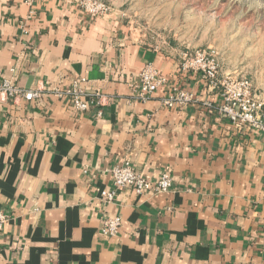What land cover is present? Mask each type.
Segmentation results:
<instances>
[{
	"label": "crops",
	"instance_id": "obj_1",
	"mask_svg": "<svg viewBox=\"0 0 264 264\" xmlns=\"http://www.w3.org/2000/svg\"><path fill=\"white\" fill-rule=\"evenodd\" d=\"M182 51L70 0H0V83L40 90L0 96V264H264V131L223 117L219 88L181 71ZM147 63L167 83L140 100ZM81 77L100 101L77 112L52 91ZM173 89L193 100L166 107ZM126 159L142 174L168 171L172 188L121 187L104 205L106 169ZM114 214L118 233L101 234Z\"/></svg>",
	"mask_w": 264,
	"mask_h": 264
},
{
	"label": "rangeland",
	"instance_id": "obj_2",
	"mask_svg": "<svg viewBox=\"0 0 264 264\" xmlns=\"http://www.w3.org/2000/svg\"><path fill=\"white\" fill-rule=\"evenodd\" d=\"M133 37L206 51L264 97V0H103ZM104 15V16H105Z\"/></svg>",
	"mask_w": 264,
	"mask_h": 264
},
{
	"label": "built area",
	"instance_id": "obj_3",
	"mask_svg": "<svg viewBox=\"0 0 264 264\" xmlns=\"http://www.w3.org/2000/svg\"><path fill=\"white\" fill-rule=\"evenodd\" d=\"M75 7L89 18L103 17L109 7L103 0H70ZM179 68L183 72H197L199 75L219 88L222 102L217 107L218 112L232 122L235 126H249L253 129L264 131V98L257 94L249 79L232 73L222 74L215 56L206 51L183 53L180 56ZM14 72L15 68H10ZM167 83V77L151 64H145L134 83L133 90L140 100H146L150 95L161 89ZM53 94L58 98L70 99L72 107L77 112L90 108L94 102H99L96 90L93 92L84 77L72 81L66 88L55 87ZM40 95V90L19 89L13 78L3 79L0 83V96L13 99L23 96L26 100ZM193 96L183 89H173L163 98V103L168 108L182 107L191 102ZM114 189L101 192L104 205L111 203L116 195V190L121 187H130L136 193H162L169 191L173 186V179L168 171H163L157 176L142 174L131 166L126 159L121 164H115L106 169ZM8 220V215L0 209V229ZM122 221L119 215H103L101 218L100 232L105 236H114L118 233Z\"/></svg>",
	"mask_w": 264,
	"mask_h": 264
}]
</instances>
